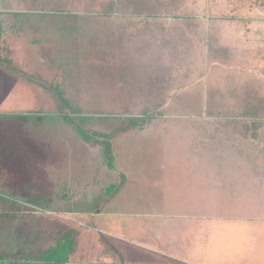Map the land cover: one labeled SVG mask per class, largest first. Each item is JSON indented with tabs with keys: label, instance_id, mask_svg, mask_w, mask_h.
<instances>
[{
	"label": "rangeland",
	"instance_id": "374dc122",
	"mask_svg": "<svg viewBox=\"0 0 264 264\" xmlns=\"http://www.w3.org/2000/svg\"><path fill=\"white\" fill-rule=\"evenodd\" d=\"M9 91L25 95L26 106L0 103V257L55 259L49 250L76 230L80 253L69 264H121L96 247L87 259L102 227L150 245L131 264H146L142 256L187 264L194 246L182 245L183 231L199 240L204 225L193 230L179 216L150 212V230L141 231L145 215L113 216L114 187L140 164L150 179L161 177L165 148L176 158L247 157L264 166V148L224 146L244 126L264 128V0H0V100ZM130 120L135 126L115 134ZM72 162L91 163L89 180L101 187L95 203L75 199ZM136 191L124 195L138 206Z\"/></svg>",
	"mask_w": 264,
	"mask_h": 264
},
{
	"label": "crops",
	"instance_id": "0c3cea01",
	"mask_svg": "<svg viewBox=\"0 0 264 264\" xmlns=\"http://www.w3.org/2000/svg\"><path fill=\"white\" fill-rule=\"evenodd\" d=\"M18 88L21 89L20 83ZM11 93V91L6 95L2 93L0 103L3 109L17 111L24 108L26 106L25 95ZM245 117L235 116V118L242 119ZM242 128L246 130V134L239 132V128H236L242 137H235L234 131L237 130H234L231 135L227 134L229 139L224 138V146L228 143L230 145L228 149L233 152H236L235 144L242 145L247 152H251L252 147L255 146L264 148V138H260L261 133H264V128L262 130L261 127L257 130L252 126ZM253 142L256 145H252ZM194 144L197 145L195 142ZM169 150L171 149H164L168 157H164L163 162L159 163L161 165L158 164L163 168L161 177L155 180L150 179L149 170L143 164H140V173L135 177H133V171L125 172L124 187L119 184L118 189L114 187L113 195L119 194L121 197L115 200L114 205H111L115 208L113 216L115 218L120 216V220L124 221L130 218L137 219L134 214L145 215L149 222H145L147 230L141 228V231L150 230V212L174 216V222H177L175 219L179 216L180 222L183 224L185 222L184 226H189L193 230H198L204 225L203 236L199 234V238L202 236L199 240L195 239L196 237L192 240L186 238L187 229L183 231L182 245L188 248L187 242H190V245L194 246L192 249L188 248L193 256L185 257L184 261H187V264H264V166L258 163L262 160L233 156L218 159H183L173 157ZM158 162L152 161V166L157 165ZM132 163L133 160L127 163V166L133 167ZM143 163L146 164V162ZM68 168L67 174L73 183L71 191L76 193L75 199L95 203L101 197L98 196L101 187L96 186L95 181L90 182L89 180L91 163L82 162V164L75 165L72 162ZM88 182H90L89 185ZM134 190H137L136 193L141 192V197H139L142 204L138 206L135 201L124 195L126 191L132 195ZM103 200V207L111 202H107L106 197ZM138 209L142 213L135 211ZM98 214L100 215L99 222L105 213L99 211ZM92 219L97 222V218ZM89 230L94 231L96 228L90 227ZM98 231L101 235L97 232L96 241L91 239L89 244H86L87 248L84 249V251H91V254H87V259L96 257L93 253L95 247L105 252L108 261L116 259L121 264H131L129 261L131 255H137L139 251L150 253L149 244L134 238L130 242L120 230L117 231V236L106 235L102 227H99ZM76 235L77 233L73 236L74 239ZM143 237L148 236L141 235L142 239ZM108 238L112 239L111 245L106 240ZM76 246V251L69 256L66 264L70 263L73 256L77 257L80 253L78 243ZM124 257L129 263H123ZM140 258V262L150 264V259L144 256ZM180 261L182 262L183 259L181 258Z\"/></svg>",
	"mask_w": 264,
	"mask_h": 264
},
{
	"label": "trees",
	"instance_id": "16d2710c",
	"mask_svg": "<svg viewBox=\"0 0 264 264\" xmlns=\"http://www.w3.org/2000/svg\"><path fill=\"white\" fill-rule=\"evenodd\" d=\"M133 126H135V123L130 120L129 122H124V124H121V127L116 130V133L126 132L130 130ZM81 132V130H80ZM85 133V132H83ZM84 138H87L88 141H92V136L85 133ZM110 146V144H108ZM110 148V147H108ZM76 234V230H72L68 233H65L58 241L55 246V248L49 251H52V253L57 255V258L51 259L49 257H43V255H39L37 259H34V257L30 256H23L20 258H2L0 257V264H66L69 261V256L73 254L76 249V241L74 239V235ZM42 254H45V251L41 252ZM40 253V254H41Z\"/></svg>",
	"mask_w": 264,
	"mask_h": 264
},
{
	"label": "flooded vegetation",
	"instance_id": "af4514ba",
	"mask_svg": "<svg viewBox=\"0 0 264 264\" xmlns=\"http://www.w3.org/2000/svg\"><path fill=\"white\" fill-rule=\"evenodd\" d=\"M25 256V255H24ZM18 258H20V257H18Z\"/></svg>",
	"mask_w": 264,
	"mask_h": 264
}]
</instances>
